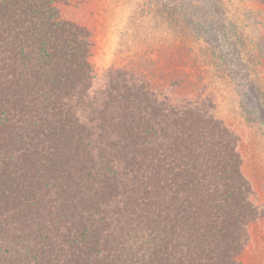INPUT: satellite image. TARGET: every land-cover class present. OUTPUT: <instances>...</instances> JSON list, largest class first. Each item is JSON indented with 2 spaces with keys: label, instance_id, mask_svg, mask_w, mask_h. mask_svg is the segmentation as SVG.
<instances>
[{
  "label": "trees",
  "instance_id": "16d2710c",
  "mask_svg": "<svg viewBox=\"0 0 264 264\" xmlns=\"http://www.w3.org/2000/svg\"><path fill=\"white\" fill-rule=\"evenodd\" d=\"M70 1L0 0V264H241L238 136L122 72L94 91Z\"/></svg>",
  "mask_w": 264,
  "mask_h": 264
},
{
  "label": "rangeland",
  "instance_id": "374dc122",
  "mask_svg": "<svg viewBox=\"0 0 264 264\" xmlns=\"http://www.w3.org/2000/svg\"><path fill=\"white\" fill-rule=\"evenodd\" d=\"M58 8L90 34L94 91L122 72L159 100L211 105L236 133L242 172L262 212L239 261L264 264V3L72 0Z\"/></svg>",
  "mask_w": 264,
  "mask_h": 264
}]
</instances>
